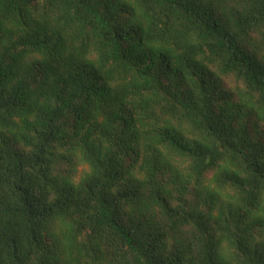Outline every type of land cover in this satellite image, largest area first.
Returning a JSON list of instances; mask_svg holds the SVG:
<instances>
[{"label":"trees","instance_id":"trees-1","mask_svg":"<svg viewBox=\"0 0 264 264\" xmlns=\"http://www.w3.org/2000/svg\"><path fill=\"white\" fill-rule=\"evenodd\" d=\"M0 264H264V0H0Z\"/></svg>","mask_w":264,"mask_h":264},{"label":"rangeland","instance_id":"rangeland-1","mask_svg":"<svg viewBox=\"0 0 264 264\" xmlns=\"http://www.w3.org/2000/svg\"><path fill=\"white\" fill-rule=\"evenodd\" d=\"M87 167L85 165H81L78 167V171L75 177V180L77 181L79 179V177L82 175L83 171L86 170Z\"/></svg>","mask_w":264,"mask_h":264}]
</instances>
